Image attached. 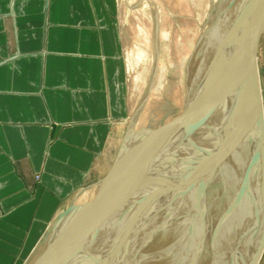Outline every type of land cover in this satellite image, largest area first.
I'll return each mask as SVG.
<instances>
[{
    "label": "rangeland",
    "instance_id": "374dc122",
    "mask_svg": "<svg viewBox=\"0 0 264 264\" xmlns=\"http://www.w3.org/2000/svg\"><path fill=\"white\" fill-rule=\"evenodd\" d=\"M252 3L254 4L255 2ZM212 8L211 0H120L119 27L122 34L120 59L125 70L124 86L127 116L123 124L114 130L104 156L102 155L98 161L97 173L95 172L94 175H91L89 181L80 190L87 189L97 183L96 187L90 193L84 194L80 201H78L82 206L91 207L94 200L100 196L104 199L102 201L104 205L100 211L92 214L88 213L86 217L84 213H81L76 219L71 220L62 228L60 234L66 242V246L62 244V246L59 245L57 247L58 261L56 258L48 257V249L41 246L31 256L33 249L18 264H124L125 262L121 263L120 259H118L119 263L115 262L117 256L120 254V251L118 252L117 249L119 246L125 247L124 249L131 247L130 252H132V247L136 249L137 256L135 252L130 257V259L133 257L132 259L135 264H231L229 260L234 256L233 254L226 262L220 261V259H226L227 254L229 255L233 251L236 252L237 248L241 246H244L242 248L244 256L241 259L243 264H250L253 261V257L258 251L257 245L261 240L260 236L263 230L262 206H260L262 204V187L259 186V182L257 183V179L253 182L251 180L256 186L254 189L257 190H255L257 196L252 199V204L249 202L248 204H244L243 209L247 215L245 219L238 220L236 217L232 218L231 213L235 215L239 207V213L241 212L242 204L236 203L231 195H225L226 193H223L221 188L217 190L218 185L213 179L208 182L207 190L202 192V196L199 195V198L206 201V206L203 210L207 212L206 215H209V221L208 219L207 222L205 221L207 227L204 221L200 220L199 216H197L198 220L196 223L200 222V224H197L196 229H193V233L197 230L198 236L193 234V237H191L189 235L191 239L188 242L186 239L182 243H178L179 239L177 237L174 238L172 232L167 237L164 236L165 238H162L163 241L161 240V246L159 245V233L161 229L169 223V218L171 219L179 209L181 198L178 196L179 198L177 197L176 200L179 192L176 196L172 195L173 189L179 188L178 190H181L182 188H189V190H194L196 188L195 183H198L195 181L196 177L202 180L201 174L196 172L192 175L189 174L191 177L193 176V179L190 177L192 179L191 183L194 184L190 186L193 188H190L189 184L187 187V184L183 186L181 183L182 181L187 182L191 180H187V167L190 162L192 163V159H198L197 163L205 162L206 164H211V166L213 164L215 167H213L211 175L214 173L218 177L219 175H223L227 170V168L225 169L226 166L222 167L220 163L226 159H228L227 162L231 161L230 150L232 149L233 154L236 153L244 146L246 141H244V137L242 138V134L240 133L241 126L236 128L237 141L236 139L232 140L234 136L229 137L233 133L232 130H229L228 133H211L208 130L204 132L203 128L199 126L196 131L198 134L192 132L194 129L192 125L194 123L191 126L189 124L190 120L188 118L190 117L188 116L191 115L195 116L192 118L195 124L203 120V123L205 122L204 124L207 127L220 126L235 118L229 115L227 106L221 105V101L227 98L228 95L225 93L221 95L219 88V79L221 76L225 77L224 73H226V71H222L226 69L221 68L220 65L224 64L223 67L227 65V69L230 67L229 65L232 64L233 59V54L230 51L234 47L230 48L229 53L227 51V55L229 54L227 56V63L224 62L225 59L222 62L218 60L217 64L207 62L206 67L202 68L203 70H193V83L195 84L192 85V98L189 100L187 95V66L198 47L199 38L203 34L202 27L205 23L208 27H211L220 18V16L216 18L217 13H211ZM228 10L223 11L225 15ZM217 29L214 32L210 31L209 37H214V43L218 45L219 42H216L218 38L215 37H217L219 32H223L225 28ZM235 33H237V29H235ZM226 35L228 34L226 33ZM222 36L224 35H220L221 46L219 44L218 47L217 45H214V47L218 51L223 48L222 52L219 51V53L224 54L223 52L226 51L225 44L227 41V43H231V40H228L231 39V36H224L225 39ZM234 42L236 41L233 39L232 43ZM209 43L210 41H208V45ZM203 46L198 53L197 59L202 57L201 53H207L208 56L209 51L210 53L212 51L211 49L208 50L206 43H203ZM205 47H207L206 53L204 52ZM224 56L226 58V55ZM256 62L261 95L264 97V26L257 42ZM218 73L219 75H217ZM217 98L221 100L218 101ZM262 106L264 115V101ZM224 110L226 113H224ZM183 116L186 117L182 119ZM213 122L218 123L215 124ZM176 125H180L179 127L182 125L180 132H175V130L174 132L164 133L165 131L173 130ZM173 133L176 135L172 137ZM184 133L187 134L185 135ZM239 135L240 139L244 142L239 139ZM205 138L207 141L210 140L208 142L205 141L206 145L205 143L203 144ZM225 138H228L229 142L233 141L231 142L233 144L222 146ZM177 139L179 140L176 142ZM190 140L192 143H190ZM197 148L201 149L200 152H197ZM211 150H213V153H211ZM216 150L225 152L223 154L224 157L222 156L223 160L218 159V164L216 162L210 163L209 161H213L212 157ZM206 151L207 153L209 151L211 158L207 159V157L203 159L202 156ZM194 152H196L195 157L193 155ZM225 154L229 157L227 158ZM219 156L221 157V155ZM139 162H148V164L139 166ZM106 168L108 169L106 170ZM113 168L116 170L112 178L99 185V180L105 177ZM216 168L218 171H216ZM208 169L211 170V168ZM163 177H165V180ZM259 179L260 177H258ZM159 181H162V183L159 184ZM165 181L168 183L167 186ZM233 181H235V178H233ZM245 183H247V179ZM231 186V188L235 187V182ZM232 190L235 192V189ZM171 195L175 197L172 198ZM235 196L237 197L236 192ZM219 197L221 198L220 200L218 199ZM228 198H231V202ZM162 207H164V210ZM166 209L168 211L165 213ZM162 210L163 212H161ZM157 214L160 215L156 217ZM224 215L227 217L229 230H223L222 227L217 228L218 220L224 217ZM183 221H185V218ZM236 221H241L243 225V229L240 231L242 239L235 238L238 233L237 229L234 228ZM202 223L203 226H201ZM184 225L179 227L187 233L188 226ZM205 228L206 232L209 231V237L213 239L216 236L218 237L220 232L224 231L222 233L226 241V245L224 243L223 246L224 252L215 247V242L218 243L217 238L215 241H207V244L202 242L201 232L203 234ZM185 233L183 232V235ZM211 233H214V237ZM125 234L127 236V239H125H130V241L125 242L121 246L119 241L123 242L121 236ZM74 238L75 240H72ZM158 245L160 247L155 249ZM209 248H211L210 251ZM184 249L185 251L182 252ZM127 251L129 250L127 249ZM71 254L74 256L72 257ZM140 258L144 263L139 262ZM110 259H112L111 262ZM256 261L258 262H255V264H258V256Z\"/></svg>",
    "mask_w": 264,
    "mask_h": 264
},
{
    "label": "crops",
    "instance_id": "0c3cea01",
    "mask_svg": "<svg viewBox=\"0 0 264 264\" xmlns=\"http://www.w3.org/2000/svg\"><path fill=\"white\" fill-rule=\"evenodd\" d=\"M119 13L120 0H0V264L32 252L127 116Z\"/></svg>",
    "mask_w": 264,
    "mask_h": 264
},
{
    "label": "bare ground",
    "instance_id": "6f19581e",
    "mask_svg": "<svg viewBox=\"0 0 264 264\" xmlns=\"http://www.w3.org/2000/svg\"><path fill=\"white\" fill-rule=\"evenodd\" d=\"M257 1V2H256ZM252 2H255L254 4H256V5H254ZM251 2V0H211V3H212V5H213V8H212V10H211V13H217V16H216V18H218L219 16H220V18H219V20L216 22V23H213V25L210 27H208L207 26V24L205 23L204 25H203V27H202V29H203V34L201 35V37L199 38V41H198V47H197V49H196V51H195V53L193 54L194 56L189 60V63H188V66H187V71H186V79H187V95H188V98H189V100H190V98H192V85L193 84H195V83H193V70H198L199 69V71L200 70H203L202 68H204V66L206 67V65H207V62H214V64H217V61L218 60H220L221 62H222V60H224V62H226L227 63V56L229 55H227V51H228V53H229V51H230V48H232V47H234V45L236 44V42H237V38L239 37V35H240V31H239V24H240V20H241V18H242V16H243V18H242V21H243V24L246 26L248 23L251 25L252 24V28L255 26V21H254V23H253V17H251V12L254 10L255 11V17H256V26H259L260 24H261V22L262 21H264V0H253ZM252 3V4H251ZM250 5V6H249ZM253 5V6H252ZM257 6V8H255ZM227 9H229L228 10V12H226L227 14L225 15V11L224 10H227ZM224 11V12H223ZM211 18V17H210ZM216 18H214V19H216ZM250 20H251V22H250ZM210 23V22H209ZM264 26V25H263ZM214 27V28H213ZM217 28H225V30L223 31V32H219L218 33V31H217V37H215V38H218L219 39V41H218V39H217V41L216 42H219V44H220V39H221V37H220V35H226V33L228 34V35H226L225 37H227V36H231V39H228V40H231V43H227L226 42V44H225V46H226V51H224L223 53L224 54H221V53H219V51L220 52H222V49H220L219 51L216 49V47H214V45L216 46L217 44L216 43H214L215 42V39H214V37H212L211 38V36L209 37V34L211 33L210 31H212V32H214ZM219 29V30H220ZM235 29H237V33H235L234 34V32H235ZM218 30V29H217ZM221 31V30H220ZM213 36H215V35H213ZM224 36H222L223 37V39H225V37ZM223 39H222V41H223ZM235 40L236 42H234V43H232V40ZM208 41H210V43H209V45H208ZM203 43H206V45L208 46V50L209 49H211L212 51H211V53H210V51H209V54H208V56H207V53H206V49H207V47H205V53L206 54H203V53H201V56L202 57H200L199 59H197L198 57V53H199V51H200V49L202 48V46H203ZM218 44V45H219ZM218 45H217V47H218ZM220 46H221V44H220ZM223 46V45H222ZM210 47H212V48H210ZM203 48H204V46H203ZM220 48V47H219ZM203 50V49H202ZM201 50V51H202ZM234 50H235V47L233 48V50L232 51H230L233 55H234ZM203 54V55H202ZM224 55H226V58H225V56ZM231 56V55H230ZM232 58H233V56H232ZM229 59H230V57H229ZM220 62V63H221ZM229 62V61H228ZM229 64H231L230 62H229ZM222 65V66H221ZM220 65V67L221 68H225L226 70H222L220 67H218V68H220V70H222V71H226V73H224V75H225V77L223 78L222 76L220 77V79H219V88H220V94L222 95V93L224 94H226V95H228V97L227 98H225L223 101H221L222 102V104L220 103V102H217V103H219V104H221L222 106H227L228 107V113H229V115H231V116H234L235 118H234V120H236V119H239L240 117H247V116H249L251 113H252V111H253V109H254V107H253V105H252V100H251V98H247L246 97V94L245 93H240L239 92V87H240V85H241V83L243 82V80L245 81L246 80V76H244V75H242V76H240V77H238V75H240L239 74V72H238V74H237V71H236V65H235V62H234V64H233V59H232V65H229L230 67L227 69L226 68V66L225 67H223L224 66V64H221ZM237 65H238V63H237ZM233 66H235V68L233 67ZM214 68H216V67H214ZM218 68H217V70H218ZM212 69H213V67H212ZM211 69V70H212ZM199 71H197V72H199ZM213 71H216V70H213ZM221 71V72H222ZM196 72V73H197ZM200 73V72H199ZM213 73V72H212ZM216 73V72H215ZM198 74V73H197ZM211 74V73H210ZM217 75H219V73L217 74ZM208 76V75H207ZM199 77H201V76H199ZM198 78V77H197ZM226 78V79H225ZM229 78V79H228ZM230 78H233V79H230ZM234 78H236V79H234ZM197 80H199V79H197ZM204 80L206 81V79L204 78ZM241 80V81H240ZM201 82V81H200ZM199 82V83H200ZM202 82H203V80H202ZM259 85H260V80H259ZM201 88V87H200ZM224 91H223V90ZM219 91V90H218ZM260 91H261V86H260ZM198 94V93H197ZM213 98H215L214 96H213ZM219 98V97H218ZM218 98H217V100H218ZM206 100H208V99H206ZM219 100H221V99H219ZM218 100V101H219ZM211 101V100H210ZM263 101H264V97H262V104H263ZM212 103V102H211ZM210 103V104H211ZM216 103V104H217ZM218 105V104H217ZM207 107V106H206ZM226 107V108H227ZM214 108H216V107H214ZM219 108H220V106H219ZM218 108V109H219ZM204 109V108H203ZM223 109H225V108H223ZM226 110V109H225ZM225 110H224V113H226L225 112ZM219 111V110H218ZM223 111V110H222ZM203 113V112H202ZM223 113V114H224ZM207 115V114H206ZM192 116V117H191ZM191 116H188V117H190V118H188L190 121H189V124H190V126H191V124H193L194 123V125H192V127L194 128H192L193 129V131L192 130H190V131H192L193 133H195L196 131H197V129L199 128V126H201L202 128H203V130H204V128H206L207 127V125L206 124H204L203 123V120L202 121H200V119H201V117H200V119H198L200 122L198 123V122H196V124H195V121H193L192 120V118H194L193 117V115H191ZM186 116H183V118L182 119H184ZM197 117V116H196ZM213 117V116H212ZM224 117H225V115H224ZM199 118V117H198ZM204 119V118H203ZM196 120V119H195ZM205 120V119H204ZM183 121V120H182ZM207 121V120H206ZM217 121V120H216ZM215 121V122H216ZM215 122H213V123H215ZM198 123V124H197ZM218 123V122H217ZM217 123H215V124H217ZM220 123H222V122H220ZM182 124V123H181ZM199 124H201V125H199ZM196 125V126H195ZM198 125V126H197ZM180 125H176V127L173 129V130H170V131H165L164 133H170V132H174L175 130V132H180V130L182 129V125H181V127H179ZM210 126V125H209ZM196 127V128H195ZM213 127V126H212ZM201 129V128H200ZM199 129V131H201ZM248 129V130H247ZM202 130V131H203ZM206 131V130H205ZM204 131V132H205ZM191 132V133H192ZM193 133H192V135H193ZM196 133H198V132H196ZM240 133L242 134V138L244 137V141H245V144H244V146L243 147H241L236 153H232V149L230 150V155H231V161L229 160L228 162H227V160L228 159H226V160H224V161H226L225 162V164H223V162L224 161H222L220 164L222 165V167H224V165L226 166L225 167V169L227 168V170L225 171V173L223 174V175H219L218 177H216L217 175H214V173H212L213 175H211V171L213 170V167H215L213 164H212V166H211V164H206L205 162H201V163H197V160L196 159H192L193 161H192V163L190 162L189 163V165H188V167H187V169L189 170H187V172H188V178H187V180L188 179H191L192 177H191V175L193 174V173H196V172H199V174H201L200 175V177L202 178V180L200 179V178H198V177H196L195 179V181H197L198 183L196 184L195 183V189L194 190H189V188H187V189H185V188H182V189H184L183 191H181V190H178L179 188H177V189H173V194L172 195H177V193L179 194V195H177L176 196V200H177V197L179 196L181 199H180V205H179V209L177 210V212L176 213H174V215L172 216V218L170 219L169 218V216H166L167 214H165V216L166 217H168L169 218V220H168V224L166 225V226H162L163 228L161 229V231H160V233H159V240H160V243H159V245L161 246V240H162V238H165L164 236H166L167 237V235H169L170 233H172V235H173V237L174 238H178L179 239V241H178V243L179 242H183V240L185 241L186 239H187V242H188V240H190L191 238H189V235L191 236V237H193V234H195V235H197L198 236V233H197V230H196V232L195 233H193L194 231H193V229L197 226V224H200V222H198V223H196L197 222V220H198V218H197V216H199V219L200 220H203L204 221V223H205V221L207 222V219H208V221H209V215H206V211H204L203 210V208L206 206L205 205V203H206V201L204 200V199H202V198H199V195L200 196H202V192L203 191H206L207 190V186H208V182H210L211 180H213L214 179V182L218 185V189L217 190H219V188H221V191L223 192V193H226L225 195H227V196H229V195H231L233 198H234V200L236 201V203H241L242 204V206H241V212L239 213V210H240V207H239V210L237 211V212H235V215H233V213H231V215L233 216L232 218L234 219L235 217L238 219V220H243V219H245V217H247V215L245 214V210L243 209L244 208V204H248V202L249 203H251L252 204V199L254 198V197H256L257 195L255 194L256 193V189H254V187H256L255 185H254V183H252L255 179H257V183L259 182V186H261L262 187V183H263V178L261 179V177H262V174H261V171H259V169L258 168H256V163H255V155H256V153H257V150H258V147H259V145H258V143H257V140H255V139H257V137H258V133L257 132H255V128L253 129L252 127H251V125L249 124V122L248 123H245V124H243L242 126H241V130H240ZM199 134V133H198ZM230 134V133H229ZM163 135H165V134H163ZM174 135H176L175 133H173L172 134V137L174 136ZM196 135V134H195ZM194 135V136H195ZM208 135V134H207ZM207 135H205V136H207ZM210 136V135H209ZM231 136H234L233 137V139L232 140H234V139H236L237 141H238V139L236 138V137H238L237 136V133H236V128L234 129V131H233V133H232V135H230L229 137H231ZM193 137V136H192ZM239 137H240V135H239ZM156 138V137H155ZM207 138V137H206ZM205 138V139H206ZM204 139V142H203V144L205 143V145H206V142L205 141H207V139L205 140ZM240 139V138H239ZM179 139H177L176 140V142L178 141ZM191 141V140H190ZM189 141V142H190ZM208 141H210V140H208ZM207 141V142H208ZM196 142V141H195ZM190 143H192V141L190 142ZM214 145V144H213ZM216 146V145H215ZM219 146V145H218ZM223 146V145H222ZM214 147V146H213ZM202 148V147H201ZM220 148H222V147H220ZM198 149V148H197ZM212 149V148H211ZM199 150V151H198ZM197 150V152H200V150L201 149H198ZM210 151V150H209ZM209 151H208V153H207V151L203 154V159H206L207 157V159H209V157H210V153H209ZM212 152L211 153H213V150H211ZM221 150H216L215 152H214V155H213V157H212V162L211 161H209L210 163H213V162H216L217 164H218V159L220 160V159H222L223 160V154L225 153H223L222 151L220 152ZM227 152V151H226ZM195 154H196V152H194V157H195ZM197 154H199V153H197ZM201 154V153H200ZM192 155V156H193ZM219 155H221V157L219 156ZM223 156V157H222ZM225 156L228 158L229 156H227L226 154H225ZM197 157V156H196ZM201 157V158H202ZM211 158V157H210ZM215 160H214V159ZM229 158V159H230ZM193 162H194V164H193ZM196 162V163H195ZM252 162V163H251ZM250 163H251V167L249 168V165H250ZM253 164V165H252ZM217 167V166H216ZM208 168H211V170H209ZM218 168H219V166H218ZM217 169V168H216ZM157 170H158V168H157ZM221 170H222V168H221ZM216 171H218V169L216 170ZM158 172V171H157ZM164 172V171H163ZM216 173V172H215ZM242 173V174H241ZM189 174H191V175H189ZM241 174V175H240ZM195 175V174H194ZM199 176V175H198ZM191 177V178H190ZM195 177V176H194ZM258 177H260V181L258 180ZM164 178V180H165V177H163ZM233 178H235V181H233ZM193 179V178H192ZM192 179L191 180H189V181H187V182H181L182 183V185L183 186H185L186 184H187V187H188V184H189V186L192 184L191 183V181H192ZM247 179V183H245V180ZM166 180H168L167 178H166ZM178 180V179H177ZM251 180H252V182H251ZM234 182H235V187H233V188H231L232 186H231V184L232 185H234ZM160 183H162V181L160 182L159 181V184ZM165 183H166V181H165ZM167 184L168 183H166V186H167ZM222 184V185H221ZM192 185H194V184H192ZM257 185V184H256ZM160 187H161V185H160ZM162 188V187H161ZM190 188H193V187H191L190 186ZM249 188V189H248ZM257 188L259 189V187L257 186ZM232 189H235V192H236V195H237V197L235 196V192H234V190H232ZM256 190V191H255ZM260 190V189H259ZM261 192H262V189H261ZM258 193V192H257ZM229 194V195H228ZM172 195H171V197H172ZM198 195V196H197ZM220 195V194H219ZM175 196H173L172 198H174ZM196 196H197V198H196ZM221 196H223V195H221ZM240 196H241V199H240ZM155 197V196H154ZM178 197V198H179ZM261 197V196H260ZM259 197V198H260ZM156 198V197H155ZM194 198H195V200H194ZM239 198V199H238ZM171 199V198H170ZM170 199H169V201H170ZM219 200L221 199L220 197L218 198ZM224 199V198H223ZM231 199V198H230ZM229 198H228V200H230ZM233 200V201H234ZM102 201H104V199H103V197H100V196H98L95 200H94V202H93V204H92V206L90 207V208H88L87 209V211H85L84 212V214H85V217H86V215L88 214V213H90V214H92V213H96V212H98V211H100L101 209H102V207H103V205H104V202H102ZM173 201V200H172ZM230 202H231V200H230ZM254 202V201H253ZM167 203V202H166ZM169 203V202H168ZM261 203V202H260ZM229 204V203H228ZM255 204V203H254ZM170 205V204H169ZM196 205V206H195ZM255 206V205H254ZM260 206H262V204L260 205ZM108 207V206H107ZM169 207V206H168ZM208 207V206H207ZM233 207V206H232ZM231 207V208H232ZM237 207V206H236ZM164 207H162V209H163ZM209 208V207H208ZM238 208V207H237ZM236 208V209H237ZM205 209V208H204ZM229 209V208H228ZM246 209V208H245ZM164 210V209H163ZM163 210L161 211V212H163ZM207 210V209H206ZM247 210V209H246ZM261 210V209H260ZM166 211H168V209H166L165 210V213H166ZM236 211V210H235ZM255 211V210H254ZM193 212V213H192ZM209 212V211H208ZM159 213V212H158ZM168 213H170V212H168ZM145 214V213H144ZM171 214V213H170ZM173 214V213H172ZM158 215H160V214H157L156 215V217H158ZM230 215V216H231ZM263 215V214H262ZM171 216V215H170ZM210 216H212V215H210ZM165 217V218H166ZM183 218V220H184V218H185V221H183V220H181ZM195 218H197L196 220H193V219H195ZM226 218L227 217H225V215H224V217H221L219 220H218V225H217V228L219 227H222L223 228V230H229V228H228V222H227V220H226ZM229 218V217H228ZM262 219H263V217H262ZM232 220V219H231ZM142 221V220H141ZM224 221H226V222H224ZM96 222V221H95ZM92 223H94V222H92ZM166 224V223H165ZM183 224H185L184 226H188L187 228H188V231H187V233H185V231H183L182 229H180V227L179 226H181V225H183ZM88 225V224H87ZM207 224L205 223V226H206ZM201 226H203V223H202V225ZM204 226V227H205ZM95 227V226H94ZM135 227V226H134ZM207 227V226H206ZM89 228V227H88ZM120 228V227H119ZM228 228V229H227ZM234 228L235 229H237V236L235 237L236 239H242V235H241V233H240V231L243 229V225H242V223H241V221H236V223H235V226H234ZM262 228H263V226H262ZM143 229H144V227H143ZM196 229V228H195ZM187 230V229H186ZM208 230V229H207ZM211 230V229H210ZM93 231V230H92ZM120 231V230H119ZM181 231H183L185 234L183 235V232H181ZM79 232V231H78ZM125 232V231H124ZM199 232H201V231H199ZM209 232V231H208ZM208 232H206V228H205V231H203V234H202V232H201V237L203 238L202 239V242H204L205 244H207L209 241L211 242V240H213V241H215V239L217 238L218 239V243H216L215 242V247H217L218 249H221L223 252H224V248H223V246H224V243H225V245H226V241H225V237L224 236H222V233H224V231H222V233L220 232H215V233H219V235H218V237L216 236L215 237V239H213V238H210L209 237V233ZM100 233V232H99ZM261 240L259 241V243H258V251H259V248H260V244H261V241H262V235H263V230L261 231ZM129 234H131V233H129ZM212 235H213V237H214V233H211ZM103 235V234H102ZM122 235V234H121ZM144 235V234H143ZM161 235V236H160ZM98 236H100V235H98ZM127 236H126V234L124 235V236H121V239L123 240V242H120L119 240V243L121 244V246H122V244H124L125 242H129L130 241V239H128V240H126L127 238H126ZM102 238V237H101ZM120 238V237H119ZM126 238V239H125ZM85 239V238H84ZM99 239V238H98ZM72 240H75V238L74 239H72ZM173 240V239H172ZM244 240V239H243ZM87 241V240H86ZM89 241H91V240H89ZM163 241V240H162ZM208 241V242H207ZM217 241V240H216ZM134 242V241H133ZM132 242V243H133ZM234 242H235V240H234ZM172 243V242H171ZM241 243V242H240ZM131 244V243H130ZM168 244V243H167ZM186 244V243H185ZM242 244V243H241ZM65 245V244H64ZM156 246L155 247V249H157V247L159 248L160 246ZM60 246H62V245H60ZM99 246V245H98ZM186 246V245H185ZM204 246V245H203ZM166 247V246H165ZM168 247V246H167ZM207 247H209V246H207ZM206 247V248H207ZM244 246H241V247H239V248H237V250H236V252L235 251H233L232 253H229V255L227 254V257H226V259H223V260H221L220 259V261H225L226 262V260H228L231 256H232V254L234 255L230 260H229V263H231V264H240V263H242L243 264V261L241 260L242 259V257L244 256V252H243V248ZM125 247H117V249H118V252L120 251V254H119V256H117V258H116V260H115V262L117 263H119V261H118V259H120V262L121 263H124V264H135L134 262H133V257L130 259V257H131V255L133 254V253H135L136 252V249H134L133 247H132V252H130V249H131V247L129 248H126V249H124ZM168 248H170V247H168ZM122 249V250H121ZM127 249L129 250V251H127ZM211 250V248H209V251ZM263 250H264V246H263V248H262V250H260L259 252L257 251V253H256V255L253 257V261H251V263L250 264H255V262H258V261H256V259H257V256L259 257V263L258 264H260L261 263V259H262V255H263ZM170 251H171V249H170ZM185 251V249L182 251V252H184ZM94 252V251H93ZM97 252V251H96ZM95 254H97V253H95ZM257 254H259V255H257ZM135 255L137 256V252L135 253ZM174 255H175V251H174ZM180 255V254H179ZM182 255V254H181ZM71 256L73 257L74 255L73 254H71ZM140 256V255H139ZM141 257H142V255H141ZM179 257V256H178ZM70 258V257H69ZM183 258V257H182ZM66 259V258H65ZM73 259V258H72ZM113 259V258H112ZM112 259H110V262L112 261ZM139 259V258H138ZM247 259V258H246ZM56 260H57V257H56ZM114 260V259H113ZM132 260V261H131ZM144 260V259H143ZM241 260V261H240ZM58 261V260H57ZM145 261V260H144ZM245 261V260H244ZM55 262V261H54ZM139 262H143V261H141V258H140V261ZM56 263V262H55ZM58 263V262H57ZM114 263V262H113ZM144 263V262H143ZM227 263H228V261H227ZM120 264V263H119ZM142 264V263H141ZM145 264V263H144ZM257 264V263H256Z\"/></svg>",
    "mask_w": 264,
    "mask_h": 264
},
{
    "label": "water",
    "instance_id": "95a60500",
    "mask_svg": "<svg viewBox=\"0 0 264 264\" xmlns=\"http://www.w3.org/2000/svg\"><path fill=\"white\" fill-rule=\"evenodd\" d=\"M254 10L251 12V17H253V23L255 21V26L252 28V24L249 23L245 26L243 24L242 18L239 24L240 35L237 38V42L234 45V55H233V64L235 62L237 74L239 72L240 75L238 77L244 75L246 76V80L241 83L239 92L245 93L247 98H251L252 105L254 107L252 113L247 117H240L239 119L229 121L227 123L221 124L220 126L206 127L205 130L211 133H228L229 130L234 131L235 128L242 126L245 123L251 125L255 132L258 133L257 143L259 145L257 153L255 155V163L256 168L261 171L263 183H262V217H263V235L262 241L260 244L259 251L262 250L264 246V115H263V106H262V95L260 91L259 85V75L257 69L256 62V51H257V42L262 32L264 21L261 22L259 26H256V17ZM251 22V20H250ZM232 63V62H231ZM232 65V64H231ZM234 67V66H233ZM242 74V75H241ZM241 81V80H240ZM185 135L187 133H184ZM224 138V137H222ZM240 138V137H239ZM228 138H225L222 145H231L233 141H228ZM242 140V139H240ZM227 141V142H225ZM229 142V143H228ZM242 142H244L242 140ZM155 163V162H153ZM252 163V162H251ZM251 163L249 168L251 167ZM148 162H139V166H145ZM253 165V164H252ZM116 169H112L105 177L99 180V185L105 183L109 179L112 178L113 173ZM96 184H93L87 189H83L78 191L74 197L66 204V206L61 209L58 214L55 216L53 221L50 223L48 228L46 229L44 235L41 237L38 244L35 246L31 256L43 246L45 249H48V257L55 259L58 256L56 253L57 247L59 245H64L66 242L62 239L60 234L62 228H64L71 220L77 218L78 215L87 211V206H82L78 201H80L81 197L85 194L90 193L95 187ZM123 232V231H121ZM66 246V245H65ZM258 251V252H259ZM258 255V254H257ZM49 258V259H50ZM264 264V250L261 259V263Z\"/></svg>",
    "mask_w": 264,
    "mask_h": 264
}]
</instances>
